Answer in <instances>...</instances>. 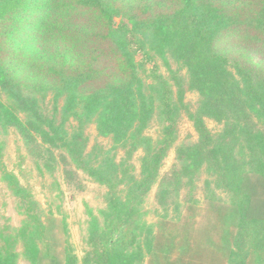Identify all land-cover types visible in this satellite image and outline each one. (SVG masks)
Listing matches in <instances>:
<instances>
[{
    "label": "trees",
    "instance_id": "16d2710c",
    "mask_svg": "<svg viewBox=\"0 0 264 264\" xmlns=\"http://www.w3.org/2000/svg\"><path fill=\"white\" fill-rule=\"evenodd\" d=\"M235 1L0 0L2 22L41 6L79 17L72 38L85 50L49 59L56 81L45 111L36 91L8 73L11 54L4 56L1 46L11 43L4 38L0 132L14 127L43 166L54 171L61 163L69 180L81 171L107 189L105 206L87 211L86 250L78 257L66 217L45 213L3 169L23 218L0 232V264L20 258L28 264H264V62L251 58L252 48L264 49V0ZM230 36L237 42L228 51L238 56L218 48ZM157 59L168 76L158 72ZM186 91L197 94L194 107L185 102ZM182 113L197 138L177 145L174 167L160 176ZM154 118L162 124L156 138L145 133ZM206 120L219 128L212 131ZM90 123L111 148H87ZM138 150L137 168L132 158ZM202 173L204 186L225 199L206 197L216 217L212 228L194 234L184 225L181 231L180 193L192 197ZM155 185L158 215L148 222L143 204ZM190 200H184L187 208L200 202Z\"/></svg>",
    "mask_w": 264,
    "mask_h": 264
},
{
    "label": "rangeland",
    "instance_id": "374dc122",
    "mask_svg": "<svg viewBox=\"0 0 264 264\" xmlns=\"http://www.w3.org/2000/svg\"><path fill=\"white\" fill-rule=\"evenodd\" d=\"M235 2L239 4L237 0ZM35 8L21 11L20 15L6 22L0 21V43H4V38H9L11 43L7 49L4 47L2 49L1 46V53L4 56H6L5 51L11 54L6 67L13 80L19 83L23 82L25 86L32 88V92L36 91V95L43 99L42 106L44 110L50 111L52 98L49 89L56 80L51 70L49 71L51 65L49 59L52 58L53 61L59 62L66 52H69L72 56H77L79 52L85 53V50L78 40L72 38L74 30L81 28L79 17L73 14L66 15L58 11H52V9L45 12L44 6L38 7V9ZM119 20L120 18L117 17L116 21ZM236 39V36H230L219 43L218 48L228 51L237 42L234 41ZM13 43L18 46H14ZM245 47L246 45L242 48ZM259 47L261 46H257L256 49L252 48L251 58L255 61L264 62V49ZM228 55L230 57L238 56V52L228 51ZM140 57L141 55L138 54L137 58ZM156 62L159 65L158 72L168 76V71L163 62L160 59H157ZM152 65L153 62H150L146 64V67L151 68ZM171 66L174 69L178 67L173 61ZM180 73L183 74L184 70L181 69ZM45 86L48 89L41 90ZM184 98L185 102L192 105L191 107L196 105L198 99L197 94L192 91H186ZM206 123L212 131L219 128V125L212 120H206ZM71 125H74L73 121L68 124V126ZM161 126L162 124L158 119L154 118L149 123L145 133L156 138L160 133ZM85 133L88 138V149L96 144L103 149L111 148V141L107 137L98 135L94 124H88L85 127ZM196 138L197 135L192 122L182 113L177 119L175 141L169 148L160 167V176L168 174L174 167L177 145L195 141ZM0 140L2 141L0 149V232L6 231L5 228L8 226L17 227L23 218L18 208L19 200L11 193L6 182L2 179V171L5 169L13 172L20 183L30 190L45 213L51 211L66 217L70 230V240L74 245L76 254L81 257L86 250L84 237L86 222L89 218L87 211L89 209L93 213H98L99 209L105 206L106 187L94 182L81 171H74L75 175L69 180L64 176L61 163L54 171H51L47 166H43L45 161L35 158L28 152L23 138L14 127L1 131ZM115 155L118 159L122 155V151L116 149ZM140 155L141 151L138 150L132 158L137 168ZM38 165L42 166V171H39ZM205 178H207L205 173L199 176L191 191L192 197L187 198L185 190L180 193L179 199L183 203L180 211L183 216H186L178 225L181 231L184 225H188L190 231L197 234L212 228V225H214L216 217L214 212L204 204L206 203V197L211 193H215L214 196L223 200L225 195L217 190L211 192L205 187ZM155 192L156 185L149 191L143 204L146 211L145 220L148 222H155L158 215ZM195 198L199 199V204L194 206L192 204L190 205L192 207L187 208L189 202L184 200ZM17 264L28 263L20 258Z\"/></svg>",
    "mask_w": 264,
    "mask_h": 264
}]
</instances>
